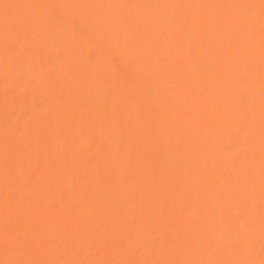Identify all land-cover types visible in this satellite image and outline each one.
Returning a JSON list of instances; mask_svg holds the SVG:
<instances>
[{
    "label": "bare ground",
    "instance_id": "obj_1",
    "mask_svg": "<svg viewBox=\"0 0 264 264\" xmlns=\"http://www.w3.org/2000/svg\"><path fill=\"white\" fill-rule=\"evenodd\" d=\"M4 3L37 7L11 47L0 16V260L7 149L17 165L13 187L24 186L12 216L16 235L27 242L21 259L259 264L264 31L258 9L246 24L234 9L114 7L259 0ZM49 5H112L100 12L127 25L124 51L117 55L97 36L88 10L40 7ZM56 16L69 21L63 35Z\"/></svg>",
    "mask_w": 264,
    "mask_h": 264
},
{
    "label": "snow or ice",
    "instance_id": "obj_2",
    "mask_svg": "<svg viewBox=\"0 0 264 264\" xmlns=\"http://www.w3.org/2000/svg\"><path fill=\"white\" fill-rule=\"evenodd\" d=\"M37 7L36 5L22 4V3H4L0 4V16L3 18V29L5 35V42L10 47L14 46L13 35L17 33L20 29H26V20L32 15V10ZM40 7H50V8H71L73 10H88V20L87 23L94 24L97 30V36L109 46L117 55H120L124 51L122 47V36L125 37L128 32L127 25H118V18L113 17L109 19L103 16L100 10L104 7H113L112 5H49ZM114 7L120 9L140 11L147 8H183L192 9L193 7L203 8V7H215L221 9H234L238 15H242L245 19L246 24L254 22L257 9L259 11V18L262 26V31H264V0H259V4L255 3H242V4H229V5H145V4H134V5H116ZM56 31L58 34L63 35V33L68 30L69 21L63 16H56L54 18ZM71 29L76 30V25L71 24ZM32 38L38 39V34L36 29H32ZM48 41L45 39V43ZM127 51L130 53L132 51L131 44L128 45ZM16 161L12 155L5 151L3 160V176L5 179V212H6V222L4 227V242L3 251L5 254V259L0 260V264H45L44 261L39 260H26L19 258L21 249L25 246L27 242L22 243L19 236L16 235V229L13 227L12 216L16 211L14 205L18 198H22V193L24 192V186L13 187L16 183ZM53 240L49 243H55ZM139 250V249H137ZM217 251H223L217 249ZM83 252V248L79 250V253ZM78 253V254H79ZM47 264H255V262L247 259H197V260H169V261H137V260H124V261H113V260H101V261H88L81 259H70L62 262L48 261ZM259 264H264V259H262Z\"/></svg>",
    "mask_w": 264,
    "mask_h": 264
}]
</instances>
